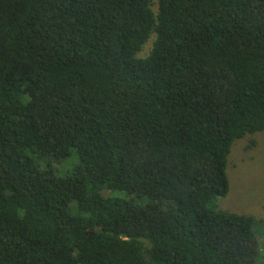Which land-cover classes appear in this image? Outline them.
Listing matches in <instances>:
<instances>
[{"label":"trees","instance_id":"16d2710c","mask_svg":"<svg viewBox=\"0 0 264 264\" xmlns=\"http://www.w3.org/2000/svg\"><path fill=\"white\" fill-rule=\"evenodd\" d=\"M260 131L264 0H0V264H264L214 204Z\"/></svg>","mask_w":264,"mask_h":264},{"label":"rangeland","instance_id":"374dc122","mask_svg":"<svg viewBox=\"0 0 264 264\" xmlns=\"http://www.w3.org/2000/svg\"><path fill=\"white\" fill-rule=\"evenodd\" d=\"M150 2L151 8L156 11L157 0ZM153 38L152 34L138 56L143 57L149 52ZM68 159H58L60 164L58 162L57 167L61 172L77 164V159ZM226 173L228 191L225 195L217 196L214 204L217 209L254 218L253 228L260 260L264 255V131L234 140L227 156Z\"/></svg>","mask_w":264,"mask_h":264}]
</instances>
